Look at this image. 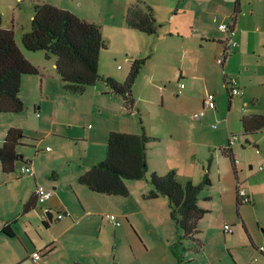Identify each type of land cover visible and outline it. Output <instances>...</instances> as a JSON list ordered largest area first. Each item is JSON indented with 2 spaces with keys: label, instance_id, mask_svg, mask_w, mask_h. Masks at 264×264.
I'll use <instances>...</instances> for the list:
<instances>
[{
  "label": "crops",
  "instance_id": "obj_1",
  "mask_svg": "<svg viewBox=\"0 0 264 264\" xmlns=\"http://www.w3.org/2000/svg\"><path fill=\"white\" fill-rule=\"evenodd\" d=\"M184 1L128 0L124 5L122 0H112L111 6L108 7L107 0H0L3 27L13 29L15 34L17 28L22 27L21 42L23 34L30 31L31 27L24 29L25 27L20 25V17L30 13L32 21L35 6L38 4H49L69 10L88 22L100 25L106 42L111 37L121 38L130 47L128 52H131L130 57L124 59L123 67L118 65L117 69H113L111 64L114 62H110L108 66L102 59V54L100 57L101 73L118 82L123 83L126 80L135 59L150 56L134 88L136 110L130 113L123 98L113 94L104 81L88 87L83 94L69 93L65 90V83L57 72L56 56L47 59L45 52H29L21 49L25 57L40 70L39 75L23 77L20 92L25 105L33 107L38 124L34 127L33 133H30L23 116L24 111L0 114V145L4 143L6 134L11 128H19L36 139V142L29 138L23 139V146L33 145L35 148L34 155L24 157L26 162L33 165L35 177L20 176L18 172L4 173L0 161V264H32L31 254L34 251L42 253L40 264H100L103 249L100 243H94L92 240V232L97 228L102 232L104 223L115 229L121 227L120 235L129 247V258L125 263L120 260V264H130L133 261L135 263L137 258L142 256V252L147 255L162 242L164 250L161 256L171 264H195L198 257L202 260L207 257L206 262L210 264L211 253L208 252L207 256L204 249L210 245L213 246L211 251L216 250L220 245L229 251L231 258L228 264H264V254L260 252V248L264 245V224H258V228L263 230V235L256 237L243 213L240 215L230 213L231 201L238 211L243 209L245 204H238L240 201L236 183L232 194L222 185L225 174L222 173L221 168L226 165L224 155L219 151L215 152L213 164L210 167L206 166L211 148L215 150L217 148L216 143L214 144L212 139L204 134L200 126H188L183 111L184 106L190 101L199 111L206 94L215 93V86L222 77L221 73L224 72L217 58L225 48L223 42L227 36V33L221 31L220 25L229 24L228 20L232 19L233 22L230 24L233 30L232 39L236 41L234 36L237 35L238 16L247 15L244 11V3L240 0V13L236 16L235 22V7H233L227 19L216 24L215 28V16L222 13L224 0H197L202 10L192 13L185 28H177L175 33H170L172 37L177 34L182 38L179 45L180 59L174 63L176 71L171 79H167L168 76H164L163 72L153 65L154 61L159 59L158 52L152 54L146 51L145 44L148 43L147 37L150 35L129 28L126 23V15L133 4L151 6L159 22L160 7L167 11L169 20H172L181 15V10L173 11L174 3L178 2L183 6ZM121 14L125 18H121ZM8 20L11 21L10 24L6 23ZM211 22L214 23V27L211 26ZM105 29L108 30V35ZM131 31L140 33L136 37L144 44L137 50L131 43L135 35L131 34L134 33ZM186 33L189 34L190 39ZM109 47L111 49V43ZM187 59L190 65H186ZM114 61H117V58ZM167 67L169 66L165 65L163 71ZM180 83L186 85L182 94H179ZM241 95L242 91L239 96ZM145 107L149 109L157 107L151 123L144 117ZM217 111L218 109L209 111L201 120L209 116L215 117ZM138 115L142 116V124L136 118ZM68 119L70 121H66ZM82 119L86 122L93 120L94 125L81 128ZM212 127L217 129L218 125L214 124ZM112 132L145 133L152 138L147 145L150 173L165 175L174 170L182 183L192 181L199 184L204 174L209 171L212 186L201 193L199 200V205L209 212L199 222L201 246L197 247L198 251L193 250L195 243L185 240L186 251L182 261H178L172 247L182 232L171 218L170 201L167 197L160 196L153 199L145 197L154 189L148 177L127 181L130 194L126 197L97 193L79 182L80 176L88 171L91 165L105 160L108 140ZM231 135L234 134L229 131L226 137L220 135L215 138V142L228 140V146L232 147L236 160V169L242 171L241 162L236 159L237 152L234 148L240 142V138L237 143L231 145ZM47 142L53 143L56 149L47 146ZM219 147L221 149L225 145ZM18 151L23 154L20 148ZM215 163L218 165L217 170ZM21 165L20 163L19 168ZM260 167H264V164L258 168L260 172L264 171V169L260 170ZM216 175L220 185L218 193L214 189ZM237 175L241 178L239 172ZM247 179V183L241 184L252 197V203L249 204L257 208L259 197L264 195V183L256 184L254 179L249 177ZM37 186L52 189L53 197L44 206L37 203L35 209L24 214V205L30 198L35 197ZM216 198L220 199V207L215 205ZM44 208L53 213H64L65 217L50 222L43 214ZM216 211L222 213L221 217H223L219 229H215L210 222L211 217L215 219ZM110 212L116 213L122 220L120 227H115L107 221L105 214ZM216 218L219 222L220 217ZM45 221L49 223L45 228L49 239L34 238L33 231L42 232L40 223L44 225ZM8 223L15 229L17 237L12 238L1 232ZM227 224L232 226L233 233L224 232V226ZM237 225L243 230L241 235L235 230ZM212 230H216V234L220 233L222 238L217 239L215 234L207 235L208 231ZM227 235L230 237L227 238ZM210 240L211 243H215L211 244ZM115 243L114 260H117L116 240ZM245 253L252 257L246 258ZM219 264H222V261Z\"/></svg>",
  "mask_w": 264,
  "mask_h": 264
},
{
  "label": "trees",
  "instance_id": "obj_2",
  "mask_svg": "<svg viewBox=\"0 0 264 264\" xmlns=\"http://www.w3.org/2000/svg\"><path fill=\"white\" fill-rule=\"evenodd\" d=\"M234 1L235 22L241 6L240 0ZM153 12L151 6L133 4L126 15V23L131 29L157 36L160 25ZM22 45L29 52H45L47 59L57 57L56 69L67 92L83 94L88 87L104 81L113 94L123 98L130 113L136 110L134 88L150 56L135 59L123 83L104 76L100 70V57L102 51L107 49V44L100 25L88 22L69 10L38 4L35 6L31 29L22 36ZM224 66L225 61L222 64L223 68ZM39 74L40 70L25 57L19 47L14 30L3 27V16L0 13V114L21 113L25 110V103L20 97L23 77ZM224 79L226 83V75ZM232 99L229 95L230 105ZM139 121L142 124L141 118ZM241 122L246 135L264 132V114L245 115ZM26 138L19 128L8 130L4 143L0 145V161L4 173L18 172L19 164L26 163L23 154L18 151ZM151 139L145 133L112 132L105 160L91 165L80 176L79 182L97 193L126 197L130 194L127 181L148 177L154 189L145 197L153 199L164 196L170 201L171 218L182 232L172 251L178 261H182L186 251L185 240L195 243L194 250L201 246L199 222L209 210L201 207L199 200L201 193L212 186V180L209 171L199 184L192 181L182 183L174 170L165 175L150 173L147 145ZM222 150L235 169L236 160L232 147L229 145ZM212 161L213 158L209 159L208 167ZM37 203L36 196L30 198L24 205L23 213L35 209ZM44 226L48 227L49 223L45 221ZM1 232L12 238L17 237L10 223Z\"/></svg>",
  "mask_w": 264,
  "mask_h": 264
},
{
  "label": "rangeland",
  "instance_id": "obj_3",
  "mask_svg": "<svg viewBox=\"0 0 264 264\" xmlns=\"http://www.w3.org/2000/svg\"><path fill=\"white\" fill-rule=\"evenodd\" d=\"M126 1L128 0H122L124 5ZM185 1L183 2V6H180L178 2L174 3L173 11L181 10V15L172 20H169L166 13L167 11L164 10L163 7H160V21L158 22L160 28L158 35L147 37L149 38V41L147 44H145L147 52L150 51V53L152 54L153 52H158L159 59L157 61H154L153 65H155L156 68L160 69L163 72L164 76H168L167 79H171L173 73L176 71V65L174 63H176V60L180 59L179 45L180 40H182V38L177 34H174L175 36L172 37L170 33H175L177 31V28H185L186 23L192 17V13L202 10L201 6L198 5L197 0ZM234 2V0H224V3H222V13L215 16V28L216 24L227 19L228 13L234 7ZM242 2L244 3L243 7L247 15L244 16L241 14L238 16L236 31L237 35L234 36V39L237 41L239 46L236 51L232 52L226 58L225 66L223 68L224 74L221 73L222 77L219 78L218 83L215 86L216 103L218 109L216 113L217 115L215 117H211L208 115V119L205 118L207 119L206 121H203L205 119L198 121L193 117V114L198 110L194 107L191 101L187 104V106L185 105L183 108L186 124L188 126L194 127L200 126L204 134L207 137L211 138L214 144L216 143L215 147L217 148L216 150L215 148H211V155L209 156V159L214 158V153L217 151H219L221 155H224L222 149L227 148L228 146V140H222V142L218 140L215 142V138L219 137L220 135L226 137L229 131H231L232 134L239 136L240 142H238L234 146V148L237 152L236 159L241 162L242 171H237L236 168L233 169L231 160L226 155H224V161L226 165L222 166L221 168L222 173L225 174L224 184L222 183V185L226 190H230L231 194L234 184L236 183V185L238 186V183H247L248 177L250 179H254V183L256 184L260 182L264 183V171L260 172L258 170L259 166L264 164V132L246 135L244 133L243 125L241 122V117L245 114H264V0H242ZM107 3L108 7L111 6L112 0H107ZM31 15L32 14L30 13H26L20 17V25H23L25 27L24 29H29L31 27ZM120 17L123 18L124 16H122L121 14ZM228 21L229 24H232L233 22L232 19H229ZM6 23L10 24L11 21L8 20ZM211 26L214 27V23L211 22ZM22 29V27L17 28L15 39L17 40L21 49L25 51L26 49L21 42ZM131 32H134L131 34H135L133 35L134 37H132L131 43L132 46L137 50L140 45L144 44L140 39H137L136 37L138 36L137 34L140 33H138L137 31ZM105 33H108L107 29H105ZM187 35L189 38V34ZM106 43L108 47L107 49L102 51V59L104 60L106 65L110 66V62H114L113 64H111V67L113 69H117L118 65H122L123 67L124 59L126 57H130L131 55V52H128V49L130 47H128L119 37H111L110 40H108ZM109 43H111V49L109 47ZM115 58H117V61H114ZM165 65H168L169 67H167L166 70L163 71ZM186 65H190L188 59L186 60ZM224 75H226L227 79H236L242 91L241 96L234 97L232 99L231 105L229 103V91H227V87L224 84ZM156 108L157 107H151L149 109L145 107L144 117L149 123H151V119H153V113ZM23 116L27 122V127L29 128L30 133H33L34 127H36L38 124V120L36 117V113H34L33 107L31 105H25ZM136 118L139 121L140 118L142 119V116L138 115ZM66 121L70 120L68 119ZM214 124L218 125L217 129H213L212 126ZM88 125H94L93 120H89L86 122L82 119V122H80L81 128ZM25 136L30 140L33 139V142H36V139L28 136L27 134H25ZM46 145L51 149H56L55 145L51 142H47ZM219 145H225V147L220 149ZM20 149L21 151H23L24 157L35 154V148L33 145H25L20 147ZM209 159H207L206 162L207 167L209 165ZM251 166L252 168H250ZM217 167L218 165L215 163V170H217ZM238 172L241 178H239V175H237ZM217 179L218 175L215 176L214 189L216 193H218V191L220 190V185L218 184ZM215 205L216 207H220V199L216 198ZM229 211L232 215H240V213H243L247 221H249V224L254 231V235L256 237H260L261 234L263 235V230L261 228H258V224H264V195L259 197L257 208L255 206H251L250 204H245V207L238 211L236 206L234 207V202L231 201ZM221 214L222 213H220L219 211H216L214 213L215 219L213 217H211L210 219V222L212 223V226L215 227V229H219L221 227L223 219V217H221ZM217 216L220 217L219 222L217 221ZM40 225L42 232L39 231L35 233L33 231L32 236L39 240H41L42 237L44 240L49 239V235H47L45 231L46 227L41 223ZM235 230H238L239 235H241V233L243 232L242 228L238 225L235 227ZM120 232L121 227L119 229H115L111 225L106 223H104V226L102 227V232H100L98 228L92 232V240L94 241V243H100L102 245L103 257L100 260V264H120V260L125 263L129 258V247L126 244V240L121 237ZM211 234H215V237H217V239H220V237L222 238L220 233L216 234V230L208 231L207 235L211 236ZM226 237L228 238L230 237V235H227ZM115 240L117 241L118 245L117 260H114V247L116 244ZM163 244V242L161 244H157V248L147 255L142 252V256L138 257L135 263H133V261L130 264H171L169 261H165L161 256L164 250ZM212 247L213 246L210 245L204 248L207 256L209 255L208 252L211 253L212 262H210V264H219L220 261H222V264H228V260L229 258H231L229 251L227 249H224L223 245H220L219 248L211 251ZM90 249L92 248L90 247ZM198 250L199 248H197L195 251ZM245 254L246 258L249 257L250 259L252 257L249 256L248 253ZM259 255L261 254L259 253ZM206 260L207 257H205L203 260L198 257L195 264H207L208 262H206Z\"/></svg>",
  "mask_w": 264,
  "mask_h": 264
},
{
  "label": "built area",
  "instance_id": "obj_4",
  "mask_svg": "<svg viewBox=\"0 0 264 264\" xmlns=\"http://www.w3.org/2000/svg\"><path fill=\"white\" fill-rule=\"evenodd\" d=\"M220 29L222 32L227 33L226 39L223 42V44L225 45L224 46L225 48L223 52L220 54V56L217 58V62L220 64H223L226 58L238 46V43L232 39L233 30L230 24L223 23L220 25ZM225 84L229 91L230 96L235 97L241 94V89L238 86L236 79H227ZM185 87L186 85L184 83H180L179 94H182L184 92ZM216 109H217L216 93L209 92L206 94L205 98L203 99L202 108L199 111L195 112L194 118L196 120H201L208 114L209 111L216 110ZM238 141H239L238 136L231 135V140H230L231 145L234 143H237ZM47 150H49V148ZM262 169H264V167H260V170ZM18 173L22 176H27L30 178L35 177V171H34L33 165L29 162L23 163L20 166ZM53 194H54V191L45 186H37L36 191H35V196L37 197L38 204H41L43 206L48 200H50L53 197ZM237 194H238L240 203L242 204L252 203V197L250 193L247 191L246 187L242 185L241 183H238ZM48 210L49 209L44 208L45 217H47L46 212ZM53 214H54V217H53L54 219H63L65 217L64 213H53ZM105 217L107 221L110 224L114 225L115 227H120L122 225V220L114 213H107L105 214ZM224 232L226 234L233 233L232 226L229 224L225 225ZM260 252L264 254V245L260 248ZM31 261H32V264H40V262L42 261V253L40 251H34L31 254Z\"/></svg>",
  "mask_w": 264,
  "mask_h": 264
},
{
  "label": "water",
  "instance_id": "obj_5",
  "mask_svg": "<svg viewBox=\"0 0 264 264\" xmlns=\"http://www.w3.org/2000/svg\"><path fill=\"white\" fill-rule=\"evenodd\" d=\"M46 216H47V219L50 221V222H53V216H54V214H53V212L52 211H50V210H48L47 212H46Z\"/></svg>",
  "mask_w": 264,
  "mask_h": 264
},
{
  "label": "clouds",
  "instance_id": "obj_6",
  "mask_svg": "<svg viewBox=\"0 0 264 264\" xmlns=\"http://www.w3.org/2000/svg\"><path fill=\"white\" fill-rule=\"evenodd\" d=\"M54 219V218H53Z\"/></svg>",
  "mask_w": 264,
  "mask_h": 264
}]
</instances>
